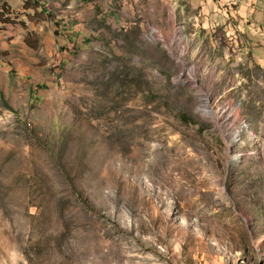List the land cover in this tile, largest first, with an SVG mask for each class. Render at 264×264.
<instances>
[{
	"label": "rangeland",
	"instance_id": "1",
	"mask_svg": "<svg viewBox=\"0 0 264 264\" xmlns=\"http://www.w3.org/2000/svg\"><path fill=\"white\" fill-rule=\"evenodd\" d=\"M241 2L0 0V264H264V0Z\"/></svg>",
	"mask_w": 264,
	"mask_h": 264
},
{
	"label": "bare ground",
	"instance_id": "2",
	"mask_svg": "<svg viewBox=\"0 0 264 264\" xmlns=\"http://www.w3.org/2000/svg\"><path fill=\"white\" fill-rule=\"evenodd\" d=\"M223 1H225V0H218V2H223ZM232 1H237V0H232ZM182 34V32L180 31V30H178V31H176L174 34H172L171 35V40H170V42H171V44L174 42L175 43V40H176V37L178 36V35H181ZM180 39V38H179ZM170 45V44H169ZM208 105V104H207ZM207 105H206V107H207ZM221 107V109L218 107V109H216L215 111L214 110H212L213 112H214V114H216V116L215 117H218L217 119H219V120H221V119H224L223 121H222V124L223 125H225L224 127H227V129H229L230 128V126L232 127V124H230V122L231 121H228V119L227 118H223V116H224V111H223V107L222 106H220ZM212 109V108H211ZM205 112L206 113H208L209 115H210V113H211V111L210 110H205ZM232 114H233V116L234 117H238L237 116V114H239L238 112H237V108H234L233 109V112H232ZM233 121V120H232ZM242 156V155H241Z\"/></svg>",
	"mask_w": 264,
	"mask_h": 264
},
{
	"label": "crops",
	"instance_id": "3",
	"mask_svg": "<svg viewBox=\"0 0 264 264\" xmlns=\"http://www.w3.org/2000/svg\"><path fill=\"white\" fill-rule=\"evenodd\" d=\"M241 1H243V0H237V1L227 0L222 5H220V10H219V5H214V6H215L217 12H219V13L221 12V14L224 15V14H227V12H230V8L232 5L234 7ZM225 16H228V15H225Z\"/></svg>",
	"mask_w": 264,
	"mask_h": 264
},
{
	"label": "built area",
	"instance_id": "4",
	"mask_svg": "<svg viewBox=\"0 0 264 264\" xmlns=\"http://www.w3.org/2000/svg\"><path fill=\"white\" fill-rule=\"evenodd\" d=\"M211 2L213 3V5H219L218 4V0H211ZM242 3V2H241ZM236 8H230V12L229 14H224V15H233V11H235ZM219 10H220V5H219Z\"/></svg>",
	"mask_w": 264,
	"mask_h": 264
}]
</instances>
